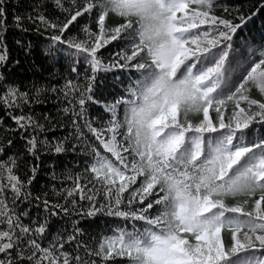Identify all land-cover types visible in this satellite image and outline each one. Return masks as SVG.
I'll use <instances>...</instances> for the list:
<instances>
[{"label":"snow or ice","instance_id":"1","mask_svg":"<svg viewBox=\"0 0 264 264\" xmlns=\"http://www.w3.org/2000/svg\"><path fill=\"white\" fill-rule=\"evenodd\" d=\"M6 3L0 119L11 123L0 125V264H264V135L245 142L256 125L264 129V46L247 63L245 52L233 55L250 17L229 7L230 19L217 16L215 0H35L10 20ZM113 14L122 22L108 24ZM73 27L82 39L68 35ZM10 30L47 34L50 50L83 61V78L17 86L8 79L9 65L20 63ZM117 41L127 47L105 60ZM15 44L31 55L30 42ZM116 70L138 77L113 101L98 99V80ZM70 71L80 75L78 65ZM49 91L59 93L71 125L62 139L44 135L54 130L50 117L33 111ZM93 105L103 115L91 116ZM11 136L23 141V159L8 156ZM41 151H79L88 163L51 195H34L40 165L26 162ZM101 215L140 229L93 243L82 224Z\"/></svg>","mask_w":264,"mask_h":264},{"label":"trees","instance_id":"2","mask_svg":"<svg viewBox=\"0 0 264 264\" xmlns=\"http://www.w3.org/2000/svg\"><path fill=\"white\" fill-rule=\"evenodd\" d=\"M34 3L35 0H7L5 6L9 12V19L11 20L12 16L17 13L22 15L30 13ZM215 4L216 7L214 12L217 16L230 19L231 16L224 12V8L229 7L232 10V16L236 15L237 11H242L244 15L250 17L247 26L236 37L233 45V55L245 52L241 61L242 63H247L254 58V55L258 56V51L253 54V48L258 49L264 46V0H215ZM121 22L122 18L114 14L107 21L110 25H116ZM81 23L83 24L84 22L82 21ZM90 23L91 27L95 29V23ZM28 27L31 28L32 26L28 25ZM68 35L77 36L81 39L83 38V33L80 32L78 27H73ZM17 39L30 42V56H25L24 52L16 46L15 41ZM7 43L12 60L15 61L18 59L20 61L18 65H9L11 71L8 79L15 81L17 86L27 88L35 83L37 86L44 88H47L49 85L62 87L66 80H80L84 76L85 66L83 61L76 57H67L65 54H58L55 50H50V41L48 40L47 34L42 36L34 31H29L25 34L10 30L7 34ZM248 45H251V47H247ZM126 47L127 45L124 41L114 42L111 46L103 50L104 59L107 60L112 54ZM74 65L79 66V76L70 71ZM137 77L138 74H135L134 70H116L115 72L102 75L98 80L95 95L102 101L111 102L115 98L125 94L127 88L135 83ZM252 96L254 98H259V94L255 90L252 92ZM41 99L44 100V103L34 105L33 111L37 117L48 115L50 117L49 122L54 128L53 131L47 132L44 135H47L49 139H62L71 131V125L60 111L64 106L62 98L59 96V93H52L49 91L42 94ZM231 106L232 105L229 103L228 108L231 109ZM90 115L97 116L103 115V113L100 107L93 105L90 107ZM191 118L194 120L197 119V117L194 116ZM10 123L11 121L0 119V125L7 126ZM262 135H264V129L256 125L249 134V137L245 138V142H259ZM10 138L14 140V146L11 148V151L8 152V156L19 153L21 159H23V141L15 136H11ZM26 163L29 165H40L37 177L31 185L33 194L42 195L47 192L51 195L54 189L69 183L65 179L68 172L73 174L83 172L87 166L88 158L79 151H68L63 154H51L47 151H41L39 161L28 158ZM21 171L23 172L24 169L22 168ZM53 173H55V176H53ZM52 198L55 199V197ZM20 207L24 208L25 205L21 204ZM28 210L32 213L31 219L35 221L37 218L35 208L29 207ZM153 215H155V211ZM28 219L27 217L25 218L26 221ZM133 226L138 230L140 229L139 223L135 225L133 221L125 223L122 219L109 217L107 215L89 219L82 224L85 237L90 238L93 243L96 242L98 238L111 235V233L117 231L118 228L132 231ZM57 227L59 228L61 225H57ZM62 227L64 231H71V225L67 220L63 221ZM225 239L227 240V236H225ZM42 243L47 244L49 241H43Z\"/></svg>","mask_w":264,"mask_h":264}]
</instances>
